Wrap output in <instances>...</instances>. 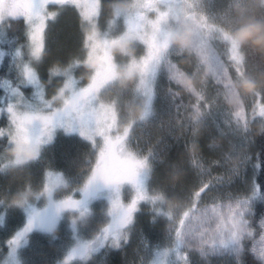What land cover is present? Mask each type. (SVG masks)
<instances>
[{"label":"snow or ice","instance_id":"snow-or-ice-1","mask_svg":"<svg viewBox=\"0 0 264 264\" xmlns=\"http://www.w3.org/2000/svg\"><path fill=\"white\" fill-rule=\"evenodd\" d=\"M230 9L226 0H0V264H34L24 258L31 235L61 241L62 224L68 242L45 264H109L134 234L137 264H193L194 254L201 264H264V185L249 152L264 137V85L238 88L256 80ZM66 14L78 22L77 47L49 59V32ZM185 28L186 46L173 44ZM61 137L78 146L57 169L46 154ZM145 213L161 241L146 236Z\"/></svg>","mask_w":264,"mask_h":264},{"label":"trees","instance_id":"trees-1","mask_svg":"<svg viewBox=\"0 0 264 264\" xmlns=\"http://www.w3.org/2000/svg\"><path fill=\"white\" fill-rule=\"evenodd\" d=\"M260 4L253 8L251 11L245 14L243 17V21L248 23L250 21H260L264 22V11H261ZM50 48L52 56L54 52L59 51V56L57 58H66L70 53H72L77 47L78 43V22L75 19L74 15L66 14L64 15L60 21L52 28L50 35ZM247 51H249L250 55L253 56V59L249 62V68L252 72L259 78V80H264V54L260 53L249 47L248 45L243 46ZM61 55V56H60ZM187 54L185 58L181 61V63H186ZM5 71L4 66L1 64L0 66V75ZM179 102V101H177ZM184 103L187 104V98L184 99ZM157 108L163 111L166 108V104L164 101L157 102ZM183 130L180 128L176 129V134L180 135ZM207 139V137H205ZM78 141L73 138H58L48 149L47 156L52 158L55 162V167L57 169L65 167V160L72 158L77 152ZM226 147V144H225ZM249 152L253 156V161L259 159V164L261 166V172L258 177V182L264 185V137L257 136L255 138V142L250 145ZM251 165L249 166V175H251ZM257 215L260 214L261 211H264V206L257 204L256 206ZM141 224L143 226L144 232L148 239L152 243H156L162 240V233L160 228L162 225H157L155 228L150 227L148 224V215L145 213L141 217ZM33 235H31L32 237ZM40 241L44 245H49L50 242H46L45 237ZM4 240V234L0 232V242ZM139 247V244L136 243L135 238L132 237V242L123 252L113 251L110 252L107 256V260L109 264H137L139 260V256L133 251ZM54 248V241L52 242V249ZM48 247H45L44 250L40 249L42 258L36 259L35 264H45V261L48 258ZM53 255V252H52ZM53 257V256H52ZM0 259H3V254L0 252ZM99 259V257H98ZM228 262V261H227ZM227 262L223 264H228ZM218 264H222L221 262H217Z\"/></svg>","mask_w":264,"mask_h":264},{"label":"rangeland","instance_id":"rangeland-1","mask_svg":"<svg viewBox=\"0 0 264 264\" xmlns=\"http://www.w3.org/2000/svg\"><path fill=\"white\" fill-rule=\"evenodd\" d=\"M226 3H231V9L229 11V19L233 21L232 26L235 32L241 25H243L244 23L243 17H245V14L251 11L253 8L257 7L260 4V0H241L239 4L237 3V0H226ZM50 35H51V31L49 32V35H48L49 48H50V43H49ZM59 53L60 52L56 50L54 52V55L52 57H49V59L53 57L57 58L59 56ZM187 62H188V57H187L186 63ZM249 72L255 78L256 81L258 82L260 81L259 78L252 72L250 68H249ZM186 98L187 97H185V99ZM225 107H227V105H225ZM97 219H99V217ZM32 235L33 236L30 237L29 245L25 251L24 258L30 259L35 264L37 262L36 259L42 258L40 249L42 248V250H44L45 247H48L47 251L49 254H48V258L46 261H52L55 257L54 255H52V242L53 241H51L50 237L47 234H42V233H34ZM60 235H61V241H64L65 243H67L68 242V229H67L66 224L61 225ZM42 237H45L46 242H50V244L49 245L42 244L40 242L43 239ZM133 237L135 238L136 243L140 245L138 234H134ZM61 241H54V247H57L61 243ZM211 260H212V264H218L217 262H221L223 264L227 261H228L227 263L230 264L231 258L230 257H212ZM193 264H201L200 258L195 254L193 255Z\"/></svg>","mask_w":264,"mask_h":264},{"label":"clouds","instance_id":"clouds-1","mask_svg":"<svg viewBox=\"0 0 264 264\" xmlns=\"http://www.w3.org/2000/svg\"><path fill=\"white\" fill-rule=\"evenodd\" d=\"M244 33H247L246 35ZM239 43L244 46L248 45L252 49L264 54V22L250 21L241 25L235 32H233ZM189 33L185 28L180 34L172 38V43L177 46H186L185 40L188 38ZM195 83V82H194ZM260 85H264V80L259 81ZM258 86L257 81L245 78L240 81L238 88L242 94H249ZM15 148L9 149L7 154L14 155Z\"/></svg>","mask_w":264,"mask_h":264}]
</instances>
